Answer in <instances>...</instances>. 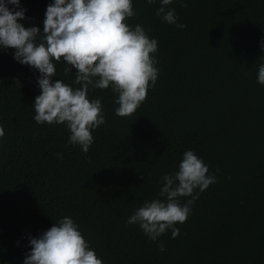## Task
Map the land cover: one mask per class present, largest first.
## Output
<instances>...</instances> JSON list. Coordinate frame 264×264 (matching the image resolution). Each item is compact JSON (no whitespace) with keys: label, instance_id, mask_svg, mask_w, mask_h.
<instances>
[{"label":"trees","instance_id":"obj_1","mask_svg":"<svg viewBox=\"0 0 264 264\" xmlns=\"http://www.w3.org/2000/svg\"><path fill=\"white\" fill-rule=\"evenodd\" d=\"M20 2L19 22L42 31L52 0ZM159 6L133 0L137 14L126 21L157 39V82L127 117L115 114L110 88L90 90L106 123L86 154L65 146L63 125L34 121L39 73L14 61L13 49L0 50V264H23L29 236L64 216L103 264H264V86L256 83L264 0H174L183 30L162 22ZM65 67L56 63L53 79L78 88L76 70ZM187 150L217 182L176 225L175 239L169 230L154 243L126 220L157 197L161 176Z\"/></svg>","mask_w":264,"mask_h":264},{"label":"clouds","instance_id":"obj_2","mask_svg":"<svg viewBox=\"0 0 264 264\" xmlns=\"http://www.w3.org/2000/svg\"><path fill=\"white\" fill-rule=\"evenodd\" d=\"M145 3L153 5L157 0ZM173 3L159 0L156 16L183 30L186 25L178 22L175 9L169 7ZM25 13L20 0H0V50L13 49L14 61L39 73L34 121L63 125L69 133L65 146H79L86 154L94 142L92 133L106 123L102 102L90 99V90L110 88L118 105L115 114H134L158 79V41L142 24L133 27L126 22L137 14L133 0H52L42 31L19 22L26 19ZM260 47L264 52V38ZM61 61L66 72L70 73L68 66L76 70L78 88L53 79L56 63ZM256 68V83L264 86V63ZM16 86L21 85L17 82ZM4 136L0 125V139ZM216 182L203 159L187 150L177 169L161 176L157 197L135 209L125 226L138 225L154 243L169 230L175 239L180 234L176 225L186 222L200 194ZM28 247L23 264H103L70 216L60 218L37 238L29 236ZM157 250L165 251L162 242L157 243Z\"/></svg>","mask_w":264,"mask_h":264}]
</instances>
